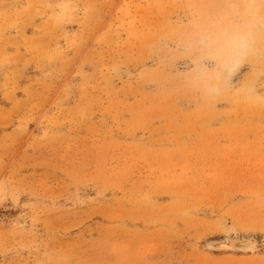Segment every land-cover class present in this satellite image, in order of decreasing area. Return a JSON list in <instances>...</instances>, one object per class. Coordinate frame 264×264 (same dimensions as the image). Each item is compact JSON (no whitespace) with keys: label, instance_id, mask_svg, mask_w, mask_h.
Segmentation results:
<instances>
[{"label":"rangeland","instance_id":"rangeland-1","mask_svg":"<svg viewBox=\"0 0 264 264\" xmlns=\"http://www.w3.org/2000/svg\"><path fill=\"white\" fill-rule=\"evenodd\" d=\"M228 6L0 0V264H264V25L230 74L197 43Z\"/></svg>","mask_w":264,"mask_h":264},{"label":"clouds","instance_id":"clouds-1","mask_svg":"<svg viewBox=\"0 0 264 264\" xmlns=\"http://www.w3.org/2000/svg\"><path fill=\"white\" fill-rule=\"evenodd\" d=\"M258 25H264V16L254 0H230L225 13L211 20L207 29L199 33L197 43L208 59L218 61L230 74L253 52ZM203 83L208 91L214 90L210 81Z\"/></svg>","mask_w":264,"mask_h":264},{"label":"bare ground","instance_id":"bare-ground-1","mask_svg":"<svg viewBox=\"0 0 264 264\" xmlns=\"http://www.w3.org/2000/svg\"><path fill=\"white\" fill-rule=\"evenodd\" d=\"M228 3H230V0H226ZM241 65V64H240ZM240 67V66H239ZM237 67L236 69H238ZM234 69V70H236ZM232 70V71H234ZM210 246L214 249H227V250H235V249H253V242L251 243V240L247 241L246 239H240V238H227L225 240H213L210 243ZM241 250V251H242ZM248 251V250H247Z\"/></svg>","mask_w":264,"mask_h":264}]
</instances>
